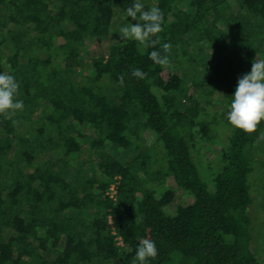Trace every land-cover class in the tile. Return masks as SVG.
<instances>
[{"label": "trees", "instance_id": "1", "mask_svg": "<svg viewBox=\"0 0 264 264\" xmlns=\"http://www.w3.org/2000/svg\"><path fill=\"white\" fill-rule=\"evenodd\" d=\"M142 2L164 16L154 47L113 29L131 0H0V72L24 103L0 115V264H133L141 239L158 251L147 264H264V121L227 120L264 59V0ZM107 37L85 65V39ZM153 50L180 73L164 79Z\"/></svg>", "mask_w": 264, "mask_h": 264}, {"label": "clouds", "instance_id": "2", "mask_svg": "<svg viewBox=\"0 0 264 264\" xmlns=\"http://www.w3.org/2000/svg\"><path fill=\"white\" fill-rule=\"evenodd\" d=\"M125 11L127 17H131L136 23L126 20L119 29L121 38L137 41L146 47H154L158 42L157 34L162 31V11L158 7H146L142 0H131V6ZM170 48L168 43L162 45L164 53H168ZM149 59L161 66L169 63L167 55H161V52L156 50L149 53ZM132 75L144 79L146 74L137 68ZM19 88L20 84L13 75L0 72V115H11L24 108L23 101L16 99ZM227 120L236 129L248 133L264 121V59H255L251 70L238 78ZM157 254L155 241L141 239L135 250L133 264H147L149 258H155Z\"/></svg>", "mask_w": 264, "mask_h": 264}, {"label": "rangeland", "instance_id": "3", "mask_svg": "<svg viewBox=\"0 0 264 264\" xmlns=\"http://www.w3.org/2000/svg\"><path fill=\"white\" fill-rule=\"evenodd\" d=\"M226 8V12L228 13L227 15H230L236 12L237 7L236 5L233 3L231 4V2H229V4L225 7ZM126 17V13L124 10L119 11H115V17L113 19V29L117 30L120 28V24L121 21ZM85 46L87 49V54L85 53V55L82 56L81 61L83 60V62L85 61L86 64H90V60L92 58H95L96 56L99 55H105L107 53V49L109 46V39L107 38H102V39H92V38H88L85 39ZM180 73V70L177 68V66L175 65H167L164 69L163 72V78L166 79L168 76L172 75V74H177ZM216 99V103H220L222 98L221 95H216L215 97ZM29 127H23L22 130L25 132H28ZM30 131V130H29ZM264 138V135H263ZM145 139V143L148 146H151L154 141L156 140V136L154 134H148L146 136H144ZM202 148H203V153L205 154L206 158L205 160H207V157H214L215 153L218 151L219 146L216 143H210L207 144L203 141H199L197 142ZM89 148H84L82 151L84 152V159H86L87 161H90V163L88 164V170L89 171H94L95 175L97 176V178H101V172L100 169H98V158L97 156L93 153V151L91 152L90 150H88ZM120 161H124L127 162V160L125 159L124 156L120 155L119 157ZM253 195L254 197L257 199L258 195L256 194V191H253ZM179 200L182 204H187L188 200L186 197L180 196ZM177 206L175 204H173L170 208H169V213H172L173 211H175V208ZM91 216H95V214H91Z\"/></svg>", "mask_w": 264, "mask_h": 264}, {"label": "built area", "instance_id": "4", "mask_svg": "<svg viewBox=\"0 0 264 264\" xmlns=\"http://www.w3.org/2000/svg\"><path fill=\"white\" fill-rule=\"evenodd\" d=\"M116 189L114 188V186H111V188H110V190H109V192H108V195L110 196V197H112L113 195H115L116 194V191H115ZM118 241H119V245H122V241H121V239H118Z\"/></svg>", "mask_w": 264, "mask_h": 264}]
</instances>
